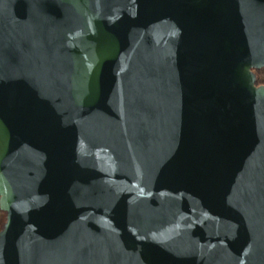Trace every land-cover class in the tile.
Segmentation results:
<instances>
[{
	"label": "water",
	"instance_id": "1",
	"mask_svg": "<svg viewBox=\"0 0 264 264\" xmlns=\"http://www.w3.org/2000/svg\"><path fill=\"white\" fill-rule=\"evenodd\" d=\"M264 0H0V264H264Z\"/></svg>",
	"mask_w": 264,
	"mask_h": 264
},
{
	"label": "trees",
	"instance_id": "2",
	"mask_svg": "<svg viewBox=\"0 0 264 264\" xmlns=\"http://www.w3.org/2000/svg\"><path fill=\"white\" fill-rule=\"evenodd\" d=\"M252 72L256 75L257 78L255 82V86L256 87L264 86V68L261 70L253 69ZM4 223H5V213L2 212L0 209V231L2 230Z\"/></svg>",
	"mask_w": 264,
	"mask_h": 264
}]
</instances>
